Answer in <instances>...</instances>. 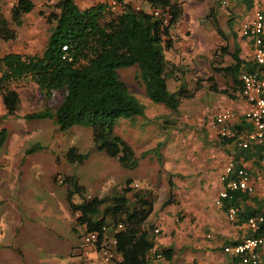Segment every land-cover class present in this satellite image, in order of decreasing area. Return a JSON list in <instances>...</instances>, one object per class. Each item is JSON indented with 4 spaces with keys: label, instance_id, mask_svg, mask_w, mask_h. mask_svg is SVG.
Here are the masks:
<instances>
[{
    "label": "rangeland",
    "instance_id": "obj_1",
    "mask_svg": "<svg viewBox=\"0 0 264 264\" xmlns=\"http://www.w3.org/2000/svg\"><path fill=\"white\" fill-rule=\"evenodd\" d=\"M184 1L194 16L189 17L188 22V18H185L177 26L171 27L173 46L164 52V68L168 90H174L178 80H182L191 95L181 98L177 109L171 110L147 97L135 65L117 69L129 92L143 108L139 115L117 118L113 127L138 157L133 169L122 167L115 157L94 148L88 127L73 124L59 130L47 117L21 119L23 113L43 106L53 109L60 101L62 92L53 90L47 96H41L35 81L29 76L9 82L7 87L17 92L18 102L13 113L7 114L0 95V117H14L0 118V128L17 132L21 140L15 139L8 145V149L19 146V151L10 152L0 145V264H14L13 260L18 264H79L82 226L75 218L70 219L65 201L66 184L59 182L57 177L72 174L88 195L118 191L124 185V180L129 178L132 190H149L154 201L152 213H156L164 208L167 199L168 203L175 199L171 197L172 194L168 197L169 184L166 179H174V174H169L167 167L173 170V161L176 162L178 158L174 171L179 167L187 168L192 163L196 167L205 163L204 154L196 143L208 144V132H216L210 123L221 108L219 106L217 110L221 93L208 90L209 81L205 77L212 74L217 87H230L228 76L212 70V66L230 61L228 54H220V46L225 45L231 52L233 42L240 43V55L245 58L252 56L250 42L238 30L239 23L252 8L245 9L237 0H226L224 5L220 0ZM255 1L264 13L261 0ZM4 4L0 0V12L8 14V5ZM37 4L40 8L33 9L25 16L24 25L16 28L17 37L0 40L3 45L0 49L30 53L42 50L49 24L39 10L46 12L51 3L43 0L37 1ZM210 5L215 8L222 36L203 15L206 6ZM231 15L232 26L228 29L226 20ZM169 66L174 72H169ZM196 82L198 89L195 88ZM69 146L86 153L83 161L69 163L63 159ZM28 148L30 150L26 151ZM226 149L223 147L222 150L226 152ZM141 152L144 153L142 157L139 156ZM224 159L225 156L219 157L221 161ZM53 174L56 181L52 180ZM251 174L256 182L253 195L263 203L261 209L264 212V168L256 165ZM187 176L199 183L195 181L198 179L196 174ZM196 188L201 189L196 191L200 198L213 206V192ZM126 195L129 200L132 199L131 192ZM72 200L79 201V196L74 193ZM72 216L75 217V214ZM227 222L233 223L230 220Z\"/></svg>",
    "mask_w": 264,
    "mask_h": 264
},
{
    "label": "trees",
    "instance_id": "obj_2",
    "mask_svg": "<svg viewBox=\"0 0 264 264\" xmlns=\"http://www.w3.org/2000/svg\"><path fill=\"white\" fill-rule=\"evenodd\" d=\"M112 1L113 4L96 2L78 7L72 0H55L46 12L40 9L39 13L49 24L46 43L40 52L6 51L0 54V94L5 112L11 114L18 102L17 92L7 87L12 80L31 77L41 96L60 90L61 99L53 109L43 106L23 113L22 117L50 118L59 130H65L73 124L88 127L94 148L115 157L122 167L133 169L138 157L132 147L115 133L113 127L117 118L139 115L143 108L129 92L117 69L135 65L147 97L171 110L177 109L181 98L191 95L182 80H178L174 90H168L165 80L164 52L173 46L170 29L182 14V1L146 0L150 5L149 10L134 8V3L130 0ZM237 2L245 9L253 6V0ZM33 5L32 0H15L9 9L8 18L0 12V39L15 38V27L21 24L23 14L30 11ZM152 9H160V15H154ZM204 17L217 34L222 36L213 6H209ZM231 19L232 17L226 20L228 29L232 26ZM261 36L264 41V32ZM248 42L251 45V41ZM219 49L220 54H228L230 61L214 65L212 70L228 76L230 87H217L212 74H209L205 77L209 81L208 90L233 96L234 91L241 89L240 72L264 71V63H257L252 56H240V47L235 42L231 52L225 45ZM169 72H174L170 66ZM195 88H199L198 82L195 83ZM235 126V132L238 128L251 129V124L243 118ZM5 133V128L1 127L0 143ZM219 140L225 143L234 139L219 136ZM261 148L260 143L236 147L232 157L238 165H242L238 157L256 158L264 168ZM29 150L30 148L26 149ZM85 156L86 153L77 151L75 146H69L64 152V158L69 163H80ZM246 169L252 177L251 171ZM57 178L60 179L59 182L66 184L67 208L71 214L78 213L74 218L83 224L84 230L94 229L101 233L106 226L120 225L115 233L116 251L120 253V259L115 264H149L153 259L169 257L171 248L155 246L158 231H153L152 222H146L153 207L148 189L132 190L131 180L128 178L118 191L88 195L72 174ZM52 180L56 181L54 174ZM128 192L132 194L131 200L126 195ZM253 192L254 189L252 192L234 190L230 196L221 198L219 206L223 211L229 206H235L237 213L233 221L245 225L249 215L262 214L264 217L261 209L263 203ZM74 193L79 196L77 202L72 200ZM246 199L252 205L241 207L240 202ZM244 227L245 237L261 234L264 232V220L256 231H251L246 225ZM230 257L234 264L238 263V255ZM258 264H264V256L259 259Z\"/></svg>",
    "mask_w": 264,
    "mask_h": 264
},
{
    "label": "crops",
    "instance_id": "obj_3",
    "mask_svg": "<svg viewBox=\"0 0 264 264\" xmlns=\"http://www.w3.org/2000/svg\"><path fill=\"white\" fill-rule=\"evenodd\" d=\"M5 2L4 5H8L7 10L9 13V9L11 5L15 2V0H3ZM33 7L30 11L26 12L22 16V21L19 26L16 28H21L24 25L25 16L33 11V9L40 8L38 7L37 1L43 0H32ZM55 0H45L46 3H53ZM78 7H85L90 4L96 2H111L112 0H72ZM182 1V14L179 20L174 25L177 26L181 20L192 17V10L187 7L186 2ZM205 1V0H204ZM226 1V0H225ZM228 1V0H227ZM133 4H138V7H141L145 10L150 9V5L146 0H130ZM255 0H253V6H256ZM262 6L264 7V0H261ZM204 3V2H203ZM206 3V2H205ZM226 4V2H225ZM212 6V5H210ZM197 7L196 9H198ZM201 8V7H200ZM209 6H206V9L203 11L206 13ZM250 9V8H249ZM203 14V15H204ZM3 15L8 18V14ZM229 18L232 17L228 16ZM27 20V19H26ZM232 20V19H231ZM28 21V20H27ZM171 36V34H170ZM17 37V30L16 36ZM245 38V37H244ZM247 39V38H246ZM1 40V39H0ZM12 40V39H11ZM242 40V39H241ZM248 40V39H247ZM239 47H241L240 43H237ZM0 46H3L0 44ZM242 48V47H241ZM0 54L6 51H15V50H3L0 49ZM241 56V55H240ZM231 89V88H230ZM1 95V94H0ZM230 108L234 112L233 118L230 120V128L234 130L235 124L239 123L241 118V112L247 106L245 100L243 99L239 90L233 92V96H227L221 93V97L218 99V108ZM220 108V109H221ZM219 109V110H220ZM217 112V111H216ZM1 119L6 118H14V117H0ZM19 118V117H18ZM23 117H21L22 119ZM5 121V120H2ZM2 123V122H1ZM211 124V123H210ZM211 126V125H210ZM213 128V127H212ZM6 130V128H5ZM244 129L238 128L237 132H241ZM208 132V131H207ZM208 144H204L205 142L196 143V145L200 148V152L204 154V162L201 166L196 167L194 163L191 166L188 165L187 168L182 167L176 169L178 166V160L176 162L173 161L174 165H172V169L170 170L168 167L166 170L169 171V174H174V179H165L169 184L168 197L172 194L171 197L174 196V201L172 203H168V199L165 201V206L163 209L158 210L156 213H152L147 216L146 222L150 221L153 223L154 227L158 228V234L155 237V246L156 247H170L171 251L169 252V257H161L157 259H153L149 262V264H234L231 260L229 253L222 251V246L225 244H232L234 240H241L245 235L246 229L243 223H228V219L226 218L225 211H223L218 204L215 203V198L218 189L221 187V183L218 180V173L221 170L222 165L224 164L226 158L228 156H234V152L236 147H239L234 140L232 142L222 143L219 140V136L217 133L208 132ZM21 135L17 132L10 130L5 133V137L0 145H3V148L7 151L14 152L19 151L18 147L15 149H8V145L13 140H21ZM209 144L211 145L209 147ZM217 145V146H216ZM223 147L228 148L226 152L223 151ZM225 152V153H224ZM225 156L224 160H219V157ZM64 159V156H63ZM238 161L246 168L251 171L257 165L259 168L262 166L259 160L256 158H248L243 159L242 157H238ZM214 162L216 165H214ZM259 162V163H258ZM217 163L219 167H217ZM263 167V166H262ZM198 176V179L195 181H199L201 184L197 186L196 182L189 179L187 175ZM252 180L254 190H255V178L252 175ZM174 181V185L172 184ZM135 183V182H134ZM172 185V186H171ZM199 188H205L206 190H211L213 192V206H210L207 201H203L196 191H201ZM176 195V196H175ZM154 202V201H153ZM168 204H167V203ZM252 205L248 199L242 200L240 202L241 207L243 205ZM75 214V213H73ZM70 219L74 218L72 214H69ZM76 216V215H75ZM222 222H221V221ZM2 223V221L0 220ZM80 224V223H79ZM82 231L84 230L83 224ZM110 226L105 227V233H109ZM245 237V236H244ZM73 249L70 251V253ZM264 256V245L260 247V259ZM15 263L18 264L15 260ZM7 263V262H6ZM88 264L84 260H80L79 264ZM235 264H238L237 262Z\"/></svg>",
    "mask_w": 264,
    "mask_h": 264
},
{
    "label": "built area",
    "instance_id": "obj_4",
    "mask_svg": "<svg viewBox=\"0 0 264 264\" xmlns=\"http://www.w3.org/2000/svg\"><path fill=\"white\" fill-rule=\"evenodd\" d=\"M225 0H220L221 5ZM113 4V1H111ZM138 8V4H134ZM154 15H160V9H152ZM165 21V18H163ZM239 34L251 41L252 57L257 63H264V41L261 34L264 32V14L258 6H254L249 14L238 25ZM241 81L240 93L247 106L241 112L243 119L251 124V129L235 132L230 128V120L234 112L230 108H221L212 118L211 127L217 135L233 137L239 147H245L250 143H260V155L264 159V71H242L239 74ZM221 183L218 189L215 203L220 204L221 198L230 196L232 191L252 192L254 189L250 173L243 165H238L232 156H228L218 173ZM135 185V183H134ZM237 209L229 206L225 210L226 218L230 221L236 219ZM78 213L75 212V215ZM264 217L262 214L249 215L245 225L256 231L261 227ZM120 225L110 227L109 233L88 229L81 233V245L78 254L88 264H115L120 259V253L116 251L115 233ZM157 232L158 228L153 227ZM264 245V232L242 238L232 244L222 246V251L230 255H238L239 264H258L260 259V247ZM156 256H159L157 254Z\"/></svg>",
    "mask_w": 264,
    "mask_h": 264
}]
</instances>
